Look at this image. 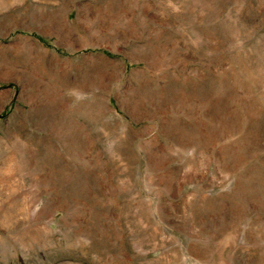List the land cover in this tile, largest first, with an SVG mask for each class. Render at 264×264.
Wrapping results in <instances>:
<instances>
[{"label": "rangeland", "instance_id": "rangeland-1", "mask_svg": "<svg viewBox=\"0 0 264 264\" xmlns=\"http://www.w3.org/2000/svg\"><path fill=\"white\" fill-rule=\"evenodd\" d=\"M0 264H264V0H0Z\"/></svg>", "mask_w": 264, "mask_h": 264}]
</instances>
